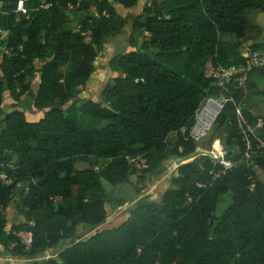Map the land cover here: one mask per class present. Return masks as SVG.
Wrapping results in <instances>:
<instances>
[{
  "label": "trees",
  "instance_id": "16d2710c",
  "mask_svg": "<svg viewBox=\"0 0 264 264\" xmlns=\"http://www.w3.org/2000/svg\"><path fill=\"white\" fill-rule=\"evenodd\" d=\"M18 1L0 0V30L8 32L4 45L11 50L0 65V246L11 256L29 257L30 264H264V182L255 173L264 171V159L253 169L222 174L203 189L198 185L221 170L206 157L177 167L161 202L141 199L122 225L40 260L77 240L81 227L106 222L105 183L129 184L137 174L130 158L145 160L143 182L161 176L164 164L194 154L201 144L190 130L208 97L234 99L214 130L225 136L228 158L240 159L237 106L243 97L260 95L264 69L253 70L245 87L234 83L229 92L206 74L210 62L225 69L244 65L247 42L260 40L250 51L264 53L263 30L249 17L264 13V0H151L133 23L130 43L140 49L110 62L116 77L104 89L103 102L74 103L75 90L87 86L105 51L104 38L128 23L115 5L132 9L139 0H25V13L16 12ZM93 8L95 14L84 17L78 29L70 27V9L88 14ZM5 90L16 101L31 95L44 117L30 122L19 110L5 114ZM243 113L253 126L261 120ZM257 135L264 142V124ZM90 159L109 162L99 170L76 167ZM19 188L27 190L17 207L25 221L8 231L5 214ZM226 195L231 204L218 216ZM22 232L33 234L29 249Z\"/></svg>",
  "mask_w": 264,
  "mask_h": 264
},
{
  "label": "rangeland",
  "instance_id": "374dc122",
  "mask_svg": "<svg viewBox=\"0 0 264 264\" xmlns=\"http://www.w3.org/2000/svg\"><path fill=\"white\" fill-rule=\"evenodd\" d=\"M87 1H93V0H87ZM114 1V0H110ZM151 0H139L138 5L132 9H126L118 4L115 5L119 15L125 19H127L128 23L125 25V27L118 33L110 34L104 38V44H105V51L101 53L97 59L94 74L90 80V82L87 84V86L83 88H79L75 90V98L71 101V103L79 102L85 99H91L95 102H103V91L106 88V86L113 82L116 73H114L109 65L112 60L118 59L121 55L125 53H129L132 51L139 50L140 47L135 48L130 43V38L133 30V23L135 19L144 14V9L151 4ZM69 15L72 18V23L70 25L73 29H78L80 22L83 20L84 17L87 15H93L95 14L94 8L88 13L78 12L76 9H70ZM259 12H251L249 14L250 19L253 20L255 18V15ZM258 15V14H257ZM149 37V35H146ZM144 38H142L141 41H143ZM222 41H236L235 38L231 36H222ZM141 43V42H140ZM248 48H242V52L244 54H249V51H247ZM38 69L42 67L41 64H38ZM40 82V75L38 74L35 79L31 81L32 85V92H36L39 86ZM258 91L260 92V95H256L252 99L247 100L246 98H241L239 100V106H241L243 109L254 111L256 112V115L259 116L261 119H264V81L259 82ZM221 98H224L223 96ZM4 105H3V111L5 114H9L13 112L14 110L22 111L26 114L27 120L30 122H38L40 119L44 117V112L38 111L34 108L33 105V97L30 95H25L22 98H20L19 101H16L9 90H5L4 93ZM225 99V98H224ZM70 103V104H71ZM58 105H60L58 103ZM69 105H66L64 108H67ZM4 117L1 118L3 120ZM0 120V121H1ZM1 129V128H0ZM175 137V136H174ZM223 138L224 135L217 133L214 128L210 131V133L202 140L200 143V149L196 150L194 154H199L202 150H210L213 144V141L217 138ZM175 139V138H174ZM192 154V155H194ZM191 156V155H190ZM206 157L210 159L207 156H198L197 158ZM196 159V158H195ZM194 158H191L188 160L187 163H192L195 161ZM109 161L107 160H96V159H90L89 163L84 162H78L76 164V167L78 169H89V168H95V170L101 169L103 166H105ZM165 172L160 175H149L146 177V179L141 182L139 179V175L142 174V172L137 173L134 176H131L130 183L127 185H122L116 188L111 187L109 184L105 183L106 191L109 196V202L107 203L106 207L108 210V218L107 220L109 222L114 221L115 226H119L120 224L126 222L131 216H132V209L133 207H136V203L144 199L146 202H159L161 201L163 195L165 192L171 187V181L175 175V171L177 170V164L176 161L173 163H166L164 164ZM141 173V174H140ZM255 173L257 174V177L264 182V171L261 169L255 168ZM27 190L24 191L23 188H19L14 193V197L12 199L11 207L7 210L5 214V219L8 223V231H11L13 226H16L20 224L21 222H24V218L20 216L17 212L18 205L21 204V199L24 195V193ZM140 191V192H139ZM142 197V198H140ZM127 201L130 206L126 203L122 207H118V204L120 201ZM231 195H226L223 197L219 209H218V216H221V214L225 211V209L231 204ZM112 225H100L96 229H90L81 227L79 229L78 233V239L77 240H69L65 243H62L58 249L54 251L47 252L43 256H40V259H48L56 256L61 250H64L68 247H70L72 244L79 242V241H85L92 237L95 233L101 230L105 229H111ZM20 235V234H19ZM32 260L27 256H11L6 250H4L3 247L0 246V263L1 264H30Z\"/></svg>",
  "mask_w": 264,
  "mask_h": 264
},
{
  "label": "built area",
  "instance_id": "2783aa9c",
  "mask_svg": "<svg viewBox=\"0 0 264 264\" xmlns=\"http://www.w3.org/2000/svg\"><path fill=\"white\" fill-rule=\"evenodd\" d=\"M24 1H18L17 13H25ZM0 38V65L4 55H11V50L5 47L4 43L7 40L8 32L1 31ZM246 62L240 67H231L228 69L222 66H215L213 63L208 64L207 74L208 78L215 80L216 85L224 92H229L230 87L234 83H239L240 87L247 85L248 74L255 69H264V53L263 52H249L244 54ZM235 102L233 98L224 99L216 97H208L202 104L201 108L197 111L195 117V125L190 130V137L196 142L201 143L202 140L210 133L214 128V125L218 119V116L224 109L225 104L228 102ZM263 123L259 121L257 126L251 125L246 119L243 108L237 106V126L241 137V145L243 151L240 159H229L227 156V150L222 138H217L213 141L211 149L202 150L208 154H201L200 156H207L215 167H221V170H213L212 181L209 183H202L198 186L206 189L212 185L213 181L219 178L222 174H226L241 166H245L248 169L256 167L257 161L264 159V142L257 135V128L261 127ZM200 149V148H199ZM198 149V150H199ZM131 165L136 169L137 173L142 172L146 167L145 160L140 158H130ZM141 174V173H140ZM5 179V177H3ZM23 246L28 249L32 246L33 234L31 232H22L20 235ZM41 260V259H40Z\"/></svg>",
  "mask_w": 264,
  "mask_h": 264
},
{
  "label": "crops",
  "instance_id": "0c3cea01",
  "mask_svg": "<svg viewBox=\"0 0 264 264\" xmlns=\"http://www.w3.org/2000/svg\"><path fill=\"white\" fill-rule=\"evenodd\" d=\"M256 14V13H255ZM258 14V15H257ZM256 15H255V18H253V20L251 19V21L255 24V25H257V26H259L262 30H263V37H264V13H257ZM260 42V40H253V41H250V42H247V43H245L244 44V46H243V48H248V47H250L251 48V46L252 45H254V44H257V43H259ZM247 51H249V52H251L250 51V49H247ZM40 83V82H39ZM252 113L255 115V116H257L256 115V112H254V111H252ZM259 117V116H258ZM259 121H261L263 124H264V119H261V120H259ZM258 169V168H257ZM140 198H142V197H140ZM162 200V199H161ZM159 202H161V201H159ZM158 202V203H159ZM128 204V206H130L129 205V203H127ZM135 207H133V209H134ZM132 209V210H133ZM133 214V213H132ZM115 224V222L114 221H112V222H109L108 220H106V222L104 223V225H112V228H115V227H118V226H115V227H113V225ZM123 224V223H122ZM122 224H120V225H122ZM119 225V226H120Z\"/></svg>",
  "mask_w": 264,
  "mask_h": 264
},
{
  "label": "water",
  "instance_id": "95a60500",
  "mask_svg": "<svg viewBox=\"0 0 264 264\" xmlns=\"http://www.w3.org/2000/svg\"><path fill=\"white\" fill-rule=\"evenodd\" d=\"M8 6L7 4H4L3 7H6ZM10 153H8L9 155ZM201 154H208L207 152H202V153H199V154H194V155H191L189 157H186V158H181V159H178L176 160V164H177V167L181 166L182 164H187L188 160L191 159V158H197L198 156H200ZM3 155V152L0 151V156ZM132 213H134V211H132Z\"/></svg>",
  "mask_w": 264,
  "mask_h": 264
}]
</instances>
